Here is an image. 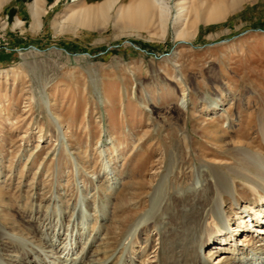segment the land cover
I'll use <instances>...</instances> for the list:
<instances>
[{
	"label": "rangeland",
	"instance_id": "rangeland-1",
	"mask_svg": "<svg viewBox=\"0 0 264 264\" xmlns=\"http://www.w3.org/2000/svg\"><path fill=\"white\" fill-rule=\"evenodd\" d=\"M239 149L264 161V0L0 1L7 262L21 264L22 242L28 261L87 250L86 264H121L153 188L163 201L201 166L234 168ZM232 182L237 207L225 196L222 208L235 226L259 200Z\"/></svg>",
	"mask_w": 264,
	"mask_h": 264
},
{
	"label": "bare ground",
	"instance_id": "bare-ground-1",
	"mask_svg": "<svg viewBox=\"0 0 264 264\" xmlns=\"http://www.w3.org/2000/svg\"><path fill=\"white\" fill-rule=\"evenodd\" d=\"M175 14V11L171 10V29L175 25ZM185 102L182 98L181 106L185 107ZM56 118L58 117L55 115ZM237 153L242 157H239V161L235 163V169L229 166L230 168H226L225 171L213 173L209 171L212 169L201 166L196 169L194 178L187 188H171L173 190L163 201L159 199L162 182L153 188L151 202L154 204V209L133 222L129 228V240L121 264H210L214 253L218 254L213 259L216 261L214 264H264V161L247 150L239 149ZM232 177L243 180L247 189L259 200L257 205L248 207L247 210L243 208L235 214L238 218L235 226L228 211L222 208L225 196L236 204L234 190L230 187ZM116 179L111 177L113 181L108 186L111 191L117 186ZM6 205L0 206L1 209L13 210L12 206L8 208ZM88 205L90 207V204ZM235 206L237 207V204ZM102 209L105 217L107 212ZM0 218L5 225L16 230V226L9 223L7 215H1ZM151 231L156 236L158 246L150 245L146 239L142 243L140 235H148ZM6 235L0 229V242ZM238 239L241 240L236 244ZM10 240L15 239L10 238ZM21 244L24 251L21 264H45L37 258L28 261L30 255L34 256V250L27 247L26 243L21 242ZM75 248V246L70 247V250ZM83 249L82 247L80 252ZM210 249H216V252L211 253ZM68 253L69 250L62 259L64 263L86 264L87 250L77 261L71 259ZM0 264H12V262H7L0 256Z\"/></svg>",
	"mask_w": 264,
	"mask_h": 264
}]
</instances>
